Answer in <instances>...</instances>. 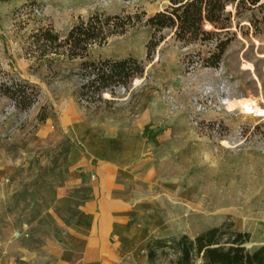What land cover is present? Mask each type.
<instances>
[{"label":"rangeland","instance_id":"1","mask_svg":"<svg viewBox=\"0 0 264 264\" xmlns=\"http://www.w3.org/2000/svg\"><path fill=\"white\" fill-rule=\"evenodd\" d=\"M171 2L0 0V85L11 74L40 90L29 111L0 94V250L13 252L0 264L22 263L18 243L37 252L28 264H55L51 242L66 246L65 228L81 215L76 203L89 198L96 167L107 162L130 197L147 206L145 224L163 226L165 237L195 238L233 222L251 234L248 249L264 246V118L227 103L246 98L264 109V10L234 20L235 35L216 69L190 62L209 57L217 38L185 47L170 31L148 59L147 21ZM95 14L120 17L126 28L91 48L89 60L133 57L146 71L128 88L105 92L110 103L88 106L77 99L82 60L38 62L26 46L36 30L52 27L65 38ZM185 205L199 211L188 221ZM150 229L143 230L147 237ZM132 232L138 239L140 232ZM165 237H150L144 247L130 239L115 251L121 264H149L148 242Z\"/></svg>","mask_w":264,"mask_h":264},{"label":"trees","instance_id":"2","mask_svg":"<svg viewBox=\"0 0 264 264\" xmlns=\"http://www.w3.org/2000/svg\"><path fill=\"white\" fill-rule=\"evenodd\" d=\"M39 1L31 0V6ZM230 7L236 13L229 10ZM248 10H264V1L172 0L169 8L147 21L153 31L148 45V59H152L153 53L165 41L164 32L170 31L175 40L185 47L205 44L217 38L215 50L210 52L209 57L198 56L190 62L217 69L232 42L231 36L235 35L234 20L243 18ZM125 28L126 24L120 17L104 14L80 20L65 38L52 27L41 28L29 36L27 55H36L34 58L38 62L50 59V65L53 57L82 60L78 72L82 80L77 91L78 102L88 106L110 103L104 100L103 94H114L118 88H128L135 78L144 75L146 65L133 57L92 61L89 60V52L94 46L107 44L111 37L124 34ZM6 75L9 81L0 85L1 96L11 100L21 111L31 110L39 101L40 90L29 81ZM41 120L45 121L47 117L41 116ZM251 239V234L236 231L233 222H225L195 238L181 235L151 239L146 251L149 264H264V246L248 249Z\"/></svg>","mask_w":264,"mask_h":264},{"label":"crops","instance_id":"3","mask_svg":"<svg viewBox=\"0 0 264 264\" xmlns=\"http://www.w3.org/2000/svg\"><path fill=\"white\" fill-rule=\"evenodd\" d=\"M95 176L88 184L92 186L89 198L76 203L81 214L79 221L65 228L66 246L63 248L58 241L51 242L55 264H121L116 247L128 244L130 239L134 245L144 247L150 237L169 235L161 225L145 224L147 206L130 197L126 186L119 183L118 170L113 163H100ZM83 181L80 178L77 185H82ZM147 227L151 228L150 237L143 232ZM132 230L141 233L138 239ZM12 245L10 248L15 247ZM17 245L16 258L21 264L36 262V251L23 244ZM12 253L6 255V250H0L1 262L13 258ZM75 253L80 255L76 260L73 259Z\"/></svg>","mask_w":264,"mask_h":264},{"label":"bare ground","instance_id":"4","mask_svg":"<svg viewBox=\"0 0 264 264\" xmlns=\"http://www.w3.org/2000/svg\"><path fill=\"white\" fill-rule=\"evenodd\" d=\"M209 28H211L210 26H209ZM228 104H229V107L233 110L234 108H235V106L236 105H238V106H240L241 107V109L244 111V112H247L248 110H251V109H253V107H254V113H256V114H260V116L261 117H264V109H261V108H259L258 107V105H257V103L255 102V101H253V100H249V99H240V100H238L236 103H233V102H231L230 100L227 102ZM250 106H252V108L250 107ZM247 114V113H246ZM177 199V198H176ZM200 203V202H199ZM224 203H226V202H224ZM188 204H190V203H188ZM227 204V203H226ZM210 205V204H209ZM219 208V207H218ZM232 208V207H231ZM237 208V207H236ZM185 209H187V214L185 213V215H184V219L185 220H191V219H193V217L195 216V213H198L199 211H195L192 207H188V206H184V208L182 209V210H185ZM238 209V208H237ZM159 212V211H158ZM226 213V212H228V211H226L224 208H223V211H222V213ZM204 213V212H203ZM221 212H218V213H204V214H207L208 215V218H212L213 216H217V215H221L222 214ZM241 213V212H240ZM200 214H202V212L200 213ZM229 214V213H228ZM240 215V214H239ZM241 217V216H240ZM247 220V219H246ZM250 220V219H249ZM251 220H253V219H251ZM248 226V225H247ZM250 226V225H249ZM248 226V227H249Z\"/></svg>","mask_w":264,"mask_h":264},{"label":"built area","instance_id":"5","mask_svg":"<svg viewBox=\"0 0 264 264\" xmlns=\"http://www.w3.org/2000/svg\"><path fill=\"white\" fill-rule=\"evenodd\" d=\"M250 107L252 108V106H250ZM246 113H247V115H254V116H256L257 118H264V117H261L260 114H256V113H254V107H253V109L248 110Z\"/></svg>","mask_w":264,"mask_h":264},{"label":"water","instance_id":"6","mask_svg":"<svg viewBox=\"0 0 264 264\" xmlns=\"http://www.w3.org/2000/svg\"><path fill=\"white\" fill-rule=\"evenodd\" d=\"M209 27V26H208Z\"/></svg>","mask_w":264,"mask_h":264}]
</instances>
